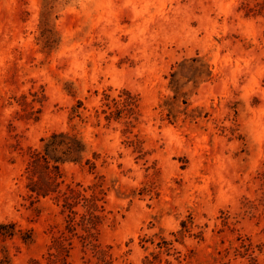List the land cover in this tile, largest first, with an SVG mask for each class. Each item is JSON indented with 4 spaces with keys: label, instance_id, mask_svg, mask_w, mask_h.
<instances>
[{
    "label": "rangeland",
    "instance_id": "374dc122",
    "mask_svg": "<svg viewBox=\"0 0 264 264\" xmlns=\"http://www.w3.org/2000/svg\"><path fill=\"white\" fill-rule=\"evenodd\" d=\"M0 264H264V0H0Z\"/></svg>",
    "mask_w": 264,
    "mask_h": 264
},
{
    "label": "trees",
    "instance_id": "16d2710c",
    "mask_svg": "<svg viewBox=\"0 0 264 264\" xmlns=\"http://www.w3.org/2000/svg\"><path fill=\"white\" fill-rule=\"evenodd\" d=\"M199 60L194 58L193 61ZM62 140V141H61ZM44 146L34 156L31 164L36 165L40 161L39 155L42 154L47 162L49 161H75L78 160L80 154L85 149V143L82 139L71 135L69 132L55 133L49 138L43 139Z\"/></svg>",
    "mask_w": 264,
    "mask_h": 264
}]
</instances>
